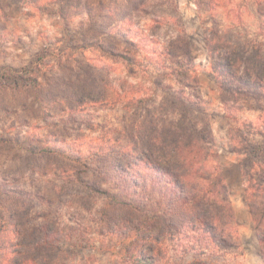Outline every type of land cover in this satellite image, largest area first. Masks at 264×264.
<instances>
[{
  "label": "clouds",
  "instance_id": "obj_1",
  "mask_svg": "<svg viewBox=\"0 0 264 264\" xmlns=\"http://www.w3.org/2000/svg\"><path fill=\"white\" fill-rule=\"evenodd\" d=\"M0 264H264V0H0Z\"/></svg>",
  "mask_w": 264,
  "mask_h": 264
}]
</instances>
